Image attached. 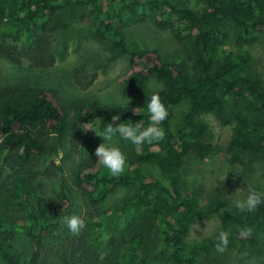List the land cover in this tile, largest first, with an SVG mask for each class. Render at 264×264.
<instances>
[{"label": "trees", "instance_id": "obj_1", "mask_svg": "<svg viewBox=\"0 0 264 264\" xmlns=\"http://www.w3.org/2000/svg\"><path fill=\"white\" fill-rule=\"evenodd\" d=\"M144 20L186 44L188 70L152 48L127 44L124 27ZM72 24L86 25L106 50L102 72L125 57L119 77L125 102H64L31 82V70L53 65L55 37ZM226 27L241 45L264 35V0H201L199 10L174 0H0L1 264H264V204L242 213L224 193L203 204L185 187L189 160L216 152L205 116L230 128L223 147L229 164L264 157V81L249 71L240 45L218 54ZM150 79L159 87L148 90ZM153 92L168 112L156 125L164 139L138 147L115 134L105 143L119 147L126 163L122 174L110 175L95 155L104 142L100 136L109 123L148 127L146 103ZM177 106L183 107L176 118ZM114 115L120 117L116 122ZM142 164L152 165L159 177L145 175ZM65 165L70 183L85 198L86 227L79 235L67 227L56 235L69 198L60 184L47 186ZM240 180L229 171L216 184L229 192ZM130 185V195L102 207L117 187ZM216 214L213 234L186 239L196 217ZM244 229L250 234L241 235ZM221 230L229 233L224 251L215 246ZM17 234L30 244L25 259L14 246Z\"/></svg>", "mask_w": 264, "mask_h": 264}, {"label": "rangeland", "instance_id": "obj_2", "mask_svg": "<svg viewBox=\"0 0 264 264\" xmlns=\"http://www.w3.org/2000/svg\"><path fill=\"white\" fill-rule=\"evenodd\" d=\"M174 2L192 9L199 10L201 8V0H174ZM123 32L129 46L152 48L168 62L185 70L191 67V58L186 44L174 40L167 30L156 29L150 21L144 20L128 24L124 27ZM239 45L240 50L245 51L247 55L249 71L264 81V35L259 34L252 43L241 45L237 40L235 30L226 27V34L218 47V54H225V51L233 50ZM52 48L56 55L53 65L48 68L33 69L29 72L33 84L52 89L57 97L64 102L77 98L96 100L100 104L125 102V99L121 98L119 94V77L125 69V57L120 56L106 68L105 72H102L99 64L104 62L106 50L92 39L86 25L72 24L64 29L55 37ZM158 87L159 84L153 79L147 82L148 90ZM225 99L226 104L230 105L231 99L229 97H225ZM182 107L174 108L176 118ZM205 119L209 125L211 142L216 146V152L202 161L189 160L185 165V187L188 193L195 192L200 203L203 204L208 199L224 193L230 206L236 208L234 201L243 199L249 189L264 192V157L246 156L242 166L229 164L223 147L230 135V128L219 126L211 116H205ZM142 171L145 175L159 177L158 171L152 165L142 164ZM229 171L240 175L244 181L240 180L238 187L225 192L217 186L216 181L228 174ZM69 173L70 169L65 165L64 173L56 177L51 185L47 186V190L57 189L60 184L69 198V207L64 216L75 214L82 218L83 211H85V198L70 183ZM134 189L133 185L117 187L107 196L102 207H109L117 203L120 199L130 195ZM63 217L56 235L66 227L62 223ZM219 218L220 214L196 217L190 225L186 239L193 241L210 236L216 230ZM196 224L199 225L198 229ZM49 241L51 242L52 239L50 238ZM14 246L21 258L25 259L30 250L28 239L17 234ZM240 262L241 264H253L250 259H241Z\"/></svg>", "mask_w": 264, "mask_h": 264}, {"label": "clouds", "instance_id": "obj_3", "mask_svg": "<svg viewBox=\"0 0 264 264\" xmlns=\"http://www.w3.org/2000/svg\"><path fill=\"white\" fill-rule=\"evenodd\" d=\"M146 108L150 120L148 127L141 128L139 123L133 125L121 122L116 126H113V123H109L100 136L103 138L104 142L96 147L95 155L97 160L108 170L110 175L119 176L122 174L126 163L125 154L119 147L105 143V141H112L115 134L118 133L124 140L130 141L133 145L138 147L145 142L151 144L164 139L165 133L163 129L156 127V125L167 118L168 112L157 92H153L148 96ZM119 119V115L112 116L113 122ZM234 203L235 207L242 213L253 212L259 205L264 204V192H257L253 189H249L243 199H237ZM62 223L73 235H79L86 227L85 221L75 214L64 216ZM196 228H199L198 224H196ZM250 232L251 229H244L241 230V235L246 236L250 234ZM216 241V249L218 251H224L229 244V233L224 230L219 231L216 236Z\"/></svg>", "mask_w": 264, "mask_h": 264}]
</instances>
